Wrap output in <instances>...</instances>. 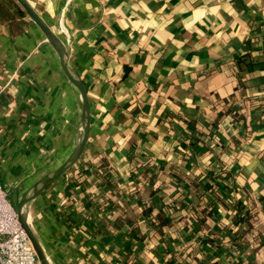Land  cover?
<instances>
[{"label":"crops","instance_id":"0c3cea01","mask_svg":"<svg viewBox=\"0 0 264 264\" xmlns=\"http://www.w3.org/2000/svg\"><path fill=\"white\" fill-rule=\"evenodd\" d=\"M28 1L66 40L91 109L88 160L30 213L57 263L78 254L90 264L108 205L122 208L154 242L161 235H151L142 208L170 214L172 207H214L206 220L212 226L230 219L228 207H253L264 230V0ZM65 117L73 137L78 106L54 53L15 0H0L6 194L19 196L30 185L25 180ZM223 166L229 173L215 174ZM173 215L164 231L188 233ZM243 237L247 246L224 249L218 264L239 254L264 264V244ZM229 239L221 235L224 246ZM191 246V263L207 264L201 245Z\"/></svg>","mask_w":264,"mask_h":264},{"label":"trees","instance_id":"16d2710c","mask_svg":"<svg viewBox=\"0 0 264 264\" xmlns=\"http://www.w3.org/2000/svg\"><path fill=\"white\" fill-rule=\"evenodd\" d=\"M224 168L225 166L216 169L215 174H228L229 172ZM210 186L215 188V181H212ZM184 201L187 202L186 199ZM227 203L231 204L230 201ZM148 208H142V212L148 215V230L152 232L151 235L156 232L160 234L161 241L154 242L151 238H143L138 224L125 216L122 208L109 207V215L106 219L108 226L103 231H98L100 238L96 241V246L89 248V253L94 256L90 264H192L190 254L194 242L201 245L200 254L207 264H218L224 249L236 251L240 247L247 246L243 236L250 234L254 243L264 244V230L261 226L257 227L253 207H228L229 210L234 209L230 219L212 226L208 225L206 220L213 215L214 207H172L170 214L161 209L152 214L148 212ZM171 213L174 214L172 217L185 221L184 229L188 233L174 236L164 231V227L171 226L169 225ZM71 217L76 221V215ZM99 222V219L93 220L91 227L98 226ZM122 225L127 228L125 233L119 232L116 235L111 233V227L120 228ZM227 233L230 236L229 244L224 246L221 235ZM90 234L92 235V231ZM189 239L192 240L190 245L187 243ZM88 241L87 239L86 242ZM203 263L198 261L196 264ZM230 264L255 263L249 255L243 257L239 254L230 259Z\"/></svg>","mask_w":264,"mask_h":264},{"label":"water","instance_id":"95a60500","mask_svg":"<svg viewBox=\"0 0 264 264\" xmlns=\"http://www.w3.org/2000/svg\"><path fill=\"white\" fill-rule=\"evenodd\" d=\"M15 1L20 5L22 10L37 27L44 40L54 53L58 67L65 77L69 87L73 91L78 106L80 139L83 141V147L80 152L75 155L76 152L72 150L68 156L70 162L57 175L39 179L28 187L17 201L15 208L17 220L21 228L28 236L39 263L57 264L55 260H52L44 244L32 228V225L29 222L30 211L40 196H42L47 190L55 187L64 178L69 177L71 174L79 170V168L88 160L86 151L91 133L90 101L80 75L68 63V46L66 40L62 39L56 32H54V30L39 15L28 0Z\"/></svg>","mask_w":264,"mask_h":264},{"label":"built area","instance_id":"2783aa9c","mask_svg":"<svg viewBox=\"0 0 264 264\" xmlns=\"http://www.w3.org/2000/svg\"><path fill=\"white\" fill-rule=\"evenodd\" d=\"M109 207L111 206L108 205V208ZM108 208L106 210L105 207L103 208L106 215H109ZM83 226L82 224V231ZM126 230V226L122 225L120 228L113 226L110 231L116 235L119 232L125 233ZM87 236L89 238L88 234ZM0 264H40L28 236L17 220L16 209L11 205L6 192H4L1 187Z\"/></svg>","mask_w":264,"mask_h":264},{"label":"rangeland","instance_id":"374dc122","mask_svg":"<svg viewBox=\"0 0 264 264\" xmlns=\"http://www.w3.org/2000/svg\"><path fill=\"white\" fill-rule=\"evenodd\" d=\"M68 120H69V118L65 117L63 119L64 124L61 123V125L58 126L59 128L54 129L53 133L51 134L52 136H51L49 144L47 145L48 147L45 149V152L41 156V159L38 162V164H36L37 166L35 167L34 173L31 172V174L29 175V179H27L28 181L25 180V182H24V183H26L27 186L30 184L28 187H30L32 184H34L36 181H38L40 179V176L43 175L45 172H47L50 169V167L62 156V154L66 153L71 148L73 141H74V136L72 137V135H73L72 132L67 131L66 125L68 124ZM60 128H62V129H60ZM64 129H66V130H64ZM65 142L68 143L67 148H65L66 147ZM24 186H25V184H24ZM23 188L20 190V192H22V194L24 193ZM22 194L18 196L16 190H11V191L7 190V197L9 199L11 205L14 208H16L17 201L22 196ZM35 210H36L35 207H32V210L30 211L32 216H34ZM29 218H30L29 220H30L31 225L35 229V226H37L35 223V220H33V219L31 220L30 216H29ZM38 236H39V234H38ZM248 237L250 238L251 235L248 234ZM42 242H44L43 244L45 245V241H42ZM252 243H254V242H252ZM45 247L47 248L48 251L51 252V250L49 249L48 246L45 245ZM79 256L80 255H78V254L77 255H74V254L73 255H67L66 257L68 258V261H70L69 263H57V262L56 263L57 264H81L82 262L79 261V259H78V258H80ZM51 258H52V260L56 259V260H58V262L60 261V259H58L57 257H55L53 255H51ZM88 261L90 262L91 259H88Z\"/></svg>","mask_w":264,"mask_h":264},{"label":"bare ground","instance_id":"6f19581e","mask_svg":"<svg viewBox=\"0 0 264 264\" xmlns=\"http://www.w3.org/2000/svg\"><path fill=\"white\" fill-rule=\"evenodd\" d=\"M78 119L79 118H77V121H76V131H75L74 141H73V144H72L70 150H68L69 152L67 151L66 153L62 154V156L50 167V169L47 172H45L43 175L40 176V179H42L44 177L49 178L51 176L57 175L70 162V159L68 158L70 152L72 150H74L76 152L75 155H77L80 152L81 148L83 147V141L80 139V126H79V120ZM29 222H30V220H29ZM32 228L34 229L33 226H32ZM34 231L36 232V234L38 236L37 231L35 229H34ZM38 238H39V236H38Z\"/></svg>","mask_w":264,"mask_h":264}]
</instances>
